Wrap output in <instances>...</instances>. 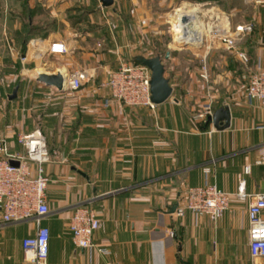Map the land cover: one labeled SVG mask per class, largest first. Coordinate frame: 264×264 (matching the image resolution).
Masks as SVG:
<instances>
[{"label":"crops","instance_id":"crops-1","mask_svg":"<svg viewBox=\"0 0 264 264\" xmlns=\"http://www.w3.org/2000/svg\"><path fill=\"white\" fill-rule=\"evenodd\" d=\"M161 3L0 0V38L8 37V45L0 39V128L11 150L22 151L19 134L40 126L54 150L45 165L50 210L42 217L51 230L48 264L252 263L251 197L242 199L237 191L241 185L251 196L264 190V162H257L264 155V107L259 101L233 82L225 101L214 109L230 106L231 124L219 129L213 121L195 119L188 94L192 83L167 73V67L173 93L154 109L127 105L103 85L108 80L104 69H117L132 51L135 36L148 34L147 21ZM185 5L198 8L191 11L199 24L194 42L205 48L201 45L209 32L200 22V8ZM216 14L224 24L243 22H234L220 8ZM249 19L259 27L240 41V48L264 65V17L257 13ZM176 22L174 16L179 41ZM56 41L68 49L52 52ZM173 58L180 62L171 50L165 59ZM83 68L92 81L69 88V75ZM59 70L66 78L65 90L36 79L40 71ZM207 181L231 193L230 207L219 219L191 209L181 216L173 213L190 186ZM79 205L91 206L101 219L93 247L74 243L70 219ZM36 230L33 218L0 220V264H35L25 257L23 239Z\"/></svg>","mask_w":264,"mask_h":264},{"label":"built area","instance_id":"built-area-1","mask_svg":"<svg viewBox=\"0 0 264 264\" xmlns=\"http://www.w3.org/2000/svg\"><path fill=\"white\" fill-rule=\"evenodd\" d=\"M252 3L264 4V0H249ZM254 29L253 21L237 23L234 27L224 24L221 15L214 17L208 28L211 41H218L226 47L235 48L241 60L248 62V53L238 47L239 40L246 32ZM209 42L204 45L210 47ZM68 48L63 42H53L52 52H64ZM88 69L83 68L69 75L67 86L79 89L84 81L91 77ZM206 77V74H203ZM152 70L149 66L122 59L119 67L111 73L103 83L110 88L113 97L131 106L146 105L155 108L157 103L152 100ZM239 87L251 98H255L264 107V65L258 63L245 69L238 79ZM214 104L210 100L194 113L197 120H207L214 113ZM23 146L22 151H12L7 136L0 128V220L20 221L35 219L37 230L23 239L25 257L35 264H48L50 227L42 223V217L50 210L47 200V188L50 176L46 173V163L51 160L52 150L40 126L32 131L22 132L18 136ZM12 159L18 160L15 164ZM264 162V155L257 159ZM250 165L246 169H250ZM237 194L240 198L251 197L248 205L249 248L251 264H264V190L250 195L244 186H240ZM231 193L218 186L216 182L190 186L185 201L179 203L174 214L181 216L187 209L198 215L206 214L212 220L219 219L229 209ZM101 226V219L94 208L89 205L76 207L70 219V229L74 243L78 247H93L94 231ZM174 235V229H169Z\"/></svg>","mask_w":264,"mask_h":264},{"label":"rangeland","instance_id":"rangeland-1","mask_svg":"<svg viewBox=\"0 0 264 264\" xmlns=\"http://www.w3.org/2000/svg\"><path fill=\"white\" fill-rule=\"evenodd\" d=\"M188 2L199 6L200 11L198 14L200 22L202 27L205 28H209V26L213 24L214 17L217 15V9L219 8L222 9V11L228 12L230 14L229 17L232 18L234 22L240 21V19L243 20V22L253 21L254 29L243 35L238 42V47H240V41L241 43L246 41L249 37L248 34L254 33L255 29L259 27L254 20L249 18L257 13L264 17V4L252 3L249 0H162L161 4L155 5V17L153 18L152 16V18L147 21V25H149L147 26L149 27L148 34L142 37H131L134 38L135 45L132 46V51L127 53L128 56L122 59L134 61L131 59V55L145 52L151 56L159 53L165 57L169 49L172 50L173 55L177 53V55L181 57L180 62L177 64L173 63L174 58L173 60L164 58L165 65L168 68L167 73L180 74L184 82L190 81V83H192L189 85L188 94L192 96L191 101L195 106L194 112H197V110L201 109L205 103L210 100L213 101L214 108L223 103L225 97L229 95L227 91L231 89L232 83H237L240 74L245 69L252 68L260 63V60L253 59V57L248 54L250 59L246 63L239 58L235 48L226 47L216 40L211 41V37H209V35L206 37V34L205 39H210L211 42V46L207 48V50H205L204 47L197 48L192 44L181 46V43H176L173 17L175 16L178 18V14L181 11L177 6L185 5ZM214 4L215 8L209 9ZM1 8L0 4V9ZM0 39L8 45V37L3 36ZM102 69L101 67L98 71ZM114 70H116V68L113 67L104 69L107 79ZM203 74H206V77ZM91 77L89 78L90 80Z\"/></svg>","mask_w":264,"mask_h":264},{"label":"water","instance_id":"water-1","mask_svg":"<svg viewBox=\"0 0 264 264\" xmlns=\"http://www.w3.org/2000/svg\"><path fill=\"white\" fill-rule=\"evenodd\" d=\"M103 4L109 5L113 3V0H102ZM194 15L192 14H183L181 22L184 30V36L189 37L191 35L193 38L197 34V30L193 28ZM198 35V34H197ZM204 42H202L203 46ZM191 45L189 42H184L181 46ZM171 55V50L169 49L166 52L165 57L161 54H156L153 56H147L142 53H138L134 56V61L145 64L149 66L152 70L151 78V91H152V100L156 103H161L171 97L173 93V85L170 82V78L165 75L166 65L164 58H169ZM38 81L44 82L47 85L55 86L58 90H65L66 88V78L62 71L48 72L40 71L36 76ZM18 87L13 91L12 97L17 95ZM208 121H213L214 125L219 128H226L231 124V111L230 106L225 104L218 109H216L213 115L208 116ZM12 162L18 164L19 161L12 159ZM178 204L173 206L172 210H175ZM185 264H190L188 261H184Z\"/></svg>","mask_w":264,"mask_h":264},{"label":"bare ground","instance_id":"bare-ground-1","mask_svg":"<svg viewBox=\"0 0 264 264\" xmlns=\"http://www.w3.org/2000/svg\"><path fill=\"white\" fill-rule=\"evenodd\" d=\"M181 10H185V11H180L179 14H178V18H177V22H176L175 27H176L177 34H179V41L176 40V43H181L182 44L184 42H189L190 44L196 46L198 44L196 42H194V40H196L198 38L197 34H198L199 24L197 22L196 15L193 12H191V11H195L196 12L198 10V8H193L190 5H185L184 7L181 8ZM186 13L194 15L193 28L195 30H197V34H196V36L194 38L191 35H189V37H185L184 36V30H183L181 19H182L183 14H186ZM200 28H202V27H200ZM206 41L209 42V39H206ZM207 48L208 47L205 46L204 49L207 50Z\"/></svg>","mask_w":264,"mask_h":264}]
</instances>
